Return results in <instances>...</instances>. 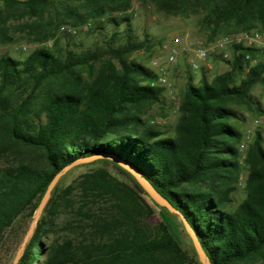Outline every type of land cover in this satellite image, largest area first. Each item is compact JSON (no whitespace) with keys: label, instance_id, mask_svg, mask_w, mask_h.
<instances>
[{"label":"trees","instance_id":"obj_1","mask_svg":"<svg viewBox=\"0 0 264 264\" xmlns=\"http://www.w3.org/2000/svg\"><path fill=\"white\" fill-rule=\"evenodd\" d=\"M133 1L0 0V18L16 14L33 20V31L47 39L52 10H61L75 25L106 17L118 27L128 24L129 17L116 19L112 14L127 12ZM140 1L167 14L202 6L213 30L234 23L249 31L250 21L264 22V0ZM116 35L113 32L105 46L118 66L95 69L100 62L96 52L67 44L35 49L23 60L0 55V158L14 156L0 165V244L17 219L33 217L64 166L110 154L137 169L183 214L211 264L264 260V150L259 139L247 153L246 197L227 208L232 181L241 169L237 106L251 105L250 90L264 82V62L246 70V57L260 52L234 46L238 53L228 61V70L211 80L202 71L199 85L188 84L182 97L174 136H166L138 115L144 105L161 100L163 88L154 83L157 74L126 59L153 39L138 41L126 27L122 43L113 45ZM85 165L92 167L66 187L57 182L18 264H199L195 253L189 256L181 248L167 221L156 217L157 210L171 213L124 170L105 159ZM61 206L75 208L90 220L91 239L78 253L60 246L41 260L40 238Z\"/></svg>","mask_w":264,"mask_h":264},{"label":"rangeland","instance_id":"obj_2","mask_svg":"<svg viewBox=\"0 0 264 264\" xmlns=\"http://www.w3.org/2000/svg\"><path fill=\"white\" fill-rule=\"evenodd\" d=\"M187 9V12L184 13L167 14L151 3L134 0L127 12L112 14V17L116 19L124 15L129 17L128 24L122 23L118 27L107 22L106 17L98 21H91L90 24L75 25L74 19L65 17V13L61 10H52L50 16L52 24L47 39H43L44 36H40V34L33 31L29 25L33 20L17 17L16 14H4V17L1 16L0 18V55L8 53L14 59L23 60L35 49L53 48L55 44H58V47L61 48L67 44L68 48L73 50L91 49L96 52L100 57V62L96 64L95 69L100 68L102 64L118 66L117 61L106 50L105 43L109 41L115 31L117 35L113 45L122 43L125 28L129 27L131 35L136 40L141 41L147 36L152 38L154 43L132 52L126 59L142 64L155 73L158 67H162L164 76L167 79V84L161 85L163 88L161 100L141 107L138 113L139 118L145 124L159 130L160 134L174 136L182 97L188 84L199 85L202 71L190 70L182 61V58H179L177 63L168 62V54L172 50H176L179 55L185 58L186 52L192 48L212 46L215 41L226 35L243 32V28L236 27L234 23L213 30V25L207 24L204 20L206 12L202 6ZM62 19H65L66 22L60 23ZM248 24L251 27L249 31H258L264 34V22L253 20ZM102 26L104 28L100 29L99 27ZM225 52L228 54V58H222L220 54L214 52L209 55L213 69L210 72L204 71L208 80L228 70V61L238 53L234 51V46H227ZM246 58L248 60L246 61L248 63L246 70L257 62H264L260 54L254 58L248 55ZM81 77L83 80H87L85 72L81 73ZM250 95L253 99L251 105L240 104L237 106L241 113V119L235 121L241 133V139L238 143L241 169L237 173V179L232 181L233 190L229 194L227 208L236 207L246 197L245 179L248 172L246 158L248 150L255 139H259V143L264 150V126L258 123L260 116L264 114V82L255 84L250 90ZM241 144H244V148L241 147ZM12 160H14L13 155L3 156L0 158V165L5 166ZM85 164L76 165L65 172L59 179V187H66L72 180L92 167ZM107 167L118 177L123 178L124 175L119 174L109 166ZM171 215L167 216L157 210L156 217L167 221L169 229L181 248L191 256L195 251L189 236L180 219L174 214ZM32 218L28 215L22 216L5 232L0 244V264H12L16 257L14 264L19 263L33 234L25 240ZM52 223L51 228L40 238L41 260L48 258L53 249L60 246H66L69 252L78 253L82 245L88 243L91 239L90 220L82 218L75 208L59 207ZM35 261H38V259L35 258ZM247 264H264V260Z\"/></svg>","mask_w":264,"mask_h":264},{"label":"water","instance_id":"obj_3","mask_svg":"<svg viewBox=\"0 0 264 264\" xmlns=\"http://www.w3.org/2000/svg\"><path fill=\"white\" fill-rule=\"evenodd\" d=\"M98 159H105L110 161L111 163L115 164L116 166L120 167L122 170H124L143 190L144 192L160 207L166 209L169 213L176 215L180 221L182 222V225L186 231V233L189 236V239L192 243V246L194 248V251L196 253V256L198 258V261L200 264H211L209 261V258L203 249L201 242L199 241L197 234L191 227V225L188 223L186 218L183 216V214L177 210L169 201L166 199L162 194H160L153 185L133 166L129 165L127 162L122 160L119 157L110 155V154H97L89 157L79 158L68 165L64 166L59 172H57L52 180L50 181L45 193L43 194L35 212L33 215V218L29 224L28 230L26 232L25 240H27L31 234L33 233L36 224L41 216V213L47 204L51 192L54 189L55 185L61 178V176L67 172L72 167L79 165V164H85L90 163L93 161H96ZM113 169V168H112ZM115 170V169H114ZM17 259V257H16ZM16 259L12 264L15 263Z\"/></svg>","mask_w":264,"mask_h":264},{"label":"built area","instance_id":"obj_4","mask_svg":"<svg viewBox=\"0 0 264 264\" xmlns=\"http://www.w3.org/2000/svg\"><path fill=\"white\" fill-rule=\"evenodd\" d=\"M227 46H237L245 48H253L260 52V55L264 61V34L258 31H243L231 35H226L213 43L212 46H198L190 49L184 55H179L176 50H172L167 57L168 62L177 63L179 58L193 71H207L210 72L213 69V65L210 62V54L217 53L222 58H228V54L225 52ZM157 80L155 84L165 85L167 79L164 76V70L162 67L157 69ZM152 83V85L154 84ZM258 123L264 126V114H262L258 120ZM244 148V144H241Z\"/></svg>","mask_w":264,"mask_h":264}]
</instances>
